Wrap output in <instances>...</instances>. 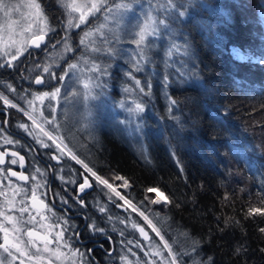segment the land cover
I'll list each match as a JSON object with an SVG mask.
<instances>
[{
  "label": "trees",
  "instance_id": "obj_1",
  "mask_svg": "<svg viewBox=\"0 0 264 264\" xmlns=\"http://www.w3.org/2000/svg\"><path fill=\"white\" fill-rule=\"evenodd\" d=\"M124 1L106 0L83 28L69 35L75 51L95 59L75 45L78 37ZM138 1L137 12L148 7L151 31L138 45L143 21L128 26L136 34L123 43L116 59L107 58L104 86L110 106L118 109L121 90L124 98L128 93L142 105L135 112L137 142L116 127L114 135L105 137L104 148L93 154L100 160L84 156L88 166L118 184L133 205L154 218L179 264H264V216L246 215L249 207L264 206V0ZM40 3L57 27L50 34L62 40L63 9L57 0ZM232 47L260 61H240ZM129 83H136L135 91L130 92ZM94 181L97 187L87 198L89 225L101 228L98 235L113 237L116 254L127 245L133 257L118 216L109 215L111 209L127 213L110 202L109 212L101 211L102 199L109 192L116 195ZM148 188L160 190L167 202L153 203L156 193ZM134 237L141 241L136 231ZM88 262L95 264L89 255Z\"/></svg>",
  "mask_w": 264,
  "mask_h": 264
},
{
  "label": "rangeland",
  "instance_id": "obj_2",
  "mask_svg": "<svg viewBox=\"0 0 264 264\" xmlns=\"http://www.w3.org/2000/svg\"><path fill=\"white\" fill-rule=\"evenodd\" d=\"M0 2L6 5L4 10H0V38H2L3 41H8L9 26H11L13 38L17 40L20 39V32L28 24L33 25L32 32H25V37L30 36L32 33L37 32L40 27H43L39 20L35 19L30 14V10L25 6L28 0H0ZM77 3L84 6L82 8L83 11H87L88 6H90V0H77ZM57 4L63 9L64 15L63 22H61L62 34L64 37L60 41L58 49L59 51H73L75 49L72 46L69 35H71L73 31L83 28V26L89 22V19L94 17L99 11H94L87 16L84 23H79V12H72L70 17V10L63 7L60 0H57ZM104 4H106V0ZM118 5H125L126 7H118ZM138 5H140L138 0L119 2L102 17L100 22L94 23V27H88V30H85L83 35L80 34L76 45L83 46L87 50L88 56H94L95 59H90L87 63L83 64V66L78 63L73 64L76 65V67H72V70L81 73V80L78 82L75 79L73 97L68 101L67 105L63 107V113L58 112L60 116H62L59 117V114L55 110L52 117L49 119L50 123L55 127V131L53 130L51 133L62 150L71 158L75 156L76 159H72L76 162L77 160L82 161V164L84 166L87 165V168L90 167L85 157L87 156L92 159L91 154H93V151L102 150L104 148L105 137L109 134L114 135L117 128L122 136H125L131 142H137V121L135 117V112H139V110H136V104H138L137 99H132L131 95L128 93L125 95L126 98H124L122 94L123 90H121V95L118 97L119 100L117 102L118 109H116L108 104L106 99V88H104V86L107 77L106 74L108 72L106 66L107 58L116 59L117 54H119L123 48V43H129L132 33L136 34V31L128 26H137L136 22L141 20L143 23L140 27L142 28L145 24H148L150 25L149 33L151 31L152 21L148 13V7L144 5V8H142L140 12H137L136 7ZM16 6L19 7L17 8ZM7 7H12L13 10L8 16H5L4 13ZM70 18L73 24L72 27H69ZM47 20L48 26L51 29L47 34H50L54 32L57 27L51 24L48 16ZM76 24H79V27H76ZM141 28H139L138 31L141 30ZM86 33L90 34L86 35ZM132 49H127L129 56L133 61H137L136 55L132 53ZM231 52L233 56L240 61H260V57L242 51L238 47H232ZM82 60L85 61V59H80L79 61ZM100 62H102L103 67L99 66ZM131 77L132 81L136 80L134 76ZM85 85H87V87H85ZM129 85L130 92L135 91L134 88L137 86L136 83H129ZM36 106L39 107V105ZM38 112L41 117L42 110L38 109ZM97 175L103 180H107L108 183L112 185L111 191L109 187L101 183L117 197L121 195L125 200L129 199L121 192L118 184L109 180L107 176ZM88 176L93 179L91 173H89ZM110 177L113 178L114 176L112 175ZM5 189L8 191L7 193L4 192V189L0 188V193H3L0 195V213H3V215H0V225L8 229V236L10 237L11 243L6 246L8 247V251H5L4 247H0V264H21L22 261L23 264H49V261L51 264H89L87 251H84L81 247L72 245L71 239L65 237L59 230L52 229V236L55 238V241L53 244L47 245L48 251H44L45 245L28 239L27 232L22 223L20 201H17L19 198L15 197L11 188L8 187ZM113 189H115V191H113ZM153 192L156 193V200L160 199V203H165L159 195V190ZM117 193H119V195H117ZM108 194L110 195L109 197L116 198V196H113L110 192ZM102 204L101 209H104L105 212H109L107 209L108 201L104 200ZM128 207L130 208V205H128L127 208ZM134 207L137 210L140 209L136 205ZM137 212L139 215H141V213L143 214L141 217L144 219V222L139 221L132 212H128L127 215H117L113 210L109 212V215L113 214L115 217L118 216L120 229L128 234L125 236L126 241L130 242L129 250H131V253H135L132 254L133 257H131V255L127 253L128 247H125L127 245L120 246L118 254L121 263L170 264L172 257L169 255L168 249L164 247V243L167 242V240H162L161 231L155 224L154 218L151 217L149 213ZM5 216L13 217L15 229H19V231L14 229L13 223L5 220ZM153 216H157V214ZM145 217L147 219H145ZM149 221L151 224H149ZM138 223H143L147 226L152 234V239L149 241L135 239V227ZM89 226L92 232H101V228L97 230L94 225ZM153 226L159 231V235H157V231L153 230ZM0 233L2 234L4 231H0ZM120 233L122 232L120 231ZM18 241H22V243H20V249L25 252L24 255H21L15 247L11 246ZM131 244H133L134 247H131L133 246ZM167 244L170 246L179 264V260L175 251L172 249V245L169 242H167ZM135 247L138 248V250L136 249V251H134ZM38 248L40 249L39 252L37 251ZM56 252L60 253L59 257H57ZM156 252H159L160 255H155L154 253ZM30 257L32 258L30 259ZM36 257H40L41 259L37 260ZM139 257H142L144 262H142L143 260L141 259L138 260Z\"/></svg>",
  "mask_w": 264,
  "mask_h": 264
},
{
  "label": "flooded vegetation",
  "instance_id": "obj_3",
  "mask_svg": "<svg viewBox=\"0 0 264 264\" xmlns=\"http://www.w3.org/2000/svg\"><path fill=\"white\" fill-rule=\"evenodd\" d=\"M60 41L59 36L46 34V39L39 48H31L26 44L24 52L16 60L11 58L16 51L14 47L0 50V96L16 105L12 107L0 99V152L7 153L4 163L0 164V188L5 193L8 192L5 188H11L15 197L19 198L17 201H20L21 209H26L22 212L25 231L28 233L36 230L42 234L41 237L35 234L28 236V239L51 245L55 241L52 229H56L71 239L72 245L87 251L95 264H122L119 254H116L117 247L113 237L106 232L98 235L88 229L90 219L86 212L87 198L94 194L91 191L97 187L95 179L89 178L80 163L73 160L60 146L57 147L59 144L51 133L55 131V127L49 119L55 110L63 113V107L73 97L75 79L78 82L81 80V73L74 72L70 65L89 61L84 52L59 51ZM76 58L85 61L75 62ZM45 68L48 69L47 72L44 71ZM37 77L42 79L41 84L35 83ZM57 89L59 92L53 98L51 93ZM43 93L50 95L42 100L37 99ZM38 109L42 110L41 117ZM22 124L25 125L24 128L20 127ZM5 139H10L13 143L6 144ZM13 152L18 155L12 156ZM93 154L92 160L101 159L100 155L96 157ZM20 157L24 158L22 164ZM12 160L17 163L13 164ZM12 172L18 175L12 176ZM19 174L27 179H20ZM85 179L90 186L81 191L80 185ZM102 200L119 207L120 199L108 197ZM124 211L132 212L130 208ZM104 235L100 240H94ZM150 235L152 239V234ZM4 236L5 233H0V244ZM137 236L139 237L138 233ZM93 251L102 255L105 260L98 259Z\"/></svg>",
  "mask_w": 264,
  "mask_h": 264
},
{
  "label": "snow or ice",
  "instance_id": "obj_4",
  "mask_svg": "<svg viewBox=\"0 0 264 264\" xmlns=\"http://www.w3.org/2000/svg\"><path fill=\"white\" fill-rule=\"evenodd\" d=\"M105 0H90V6H88L87 8V11H83L82 8L84 7L83 5H79L77 3V0H60V3L63 5V7H65L66 9H69V16L71 17V13L72 12H79L80 15H79V23H84L86 21V18L89 14H92L94 11H99L101 6L104 4ZM29 10H30V14L37 20H39V22L43 25V27H40L37 32H34L32 33L30 36L28 37H25L24 36V33L25 32H32V27L33 25L32 24H28L21 32H20V39L17 40V39H14L13 36H12V29H11V26H9V37H8V41H3L2 38H0V50H3V49H7V48H15L16 51L15 53L12 54V60H16L18 58V55H21L24 50H25V45L26 44H31L37 48L40 47L41 43L44 42L45 40V36L47 34L48 31H50L51 29L49 28L48 26V20H47V16L43 10V7H42V4L40 3V0H28V3L25 5ZM17 8L19 6H16ZM118 7H126L125 5H118ZM6 8V5L3 3V2H0V10H4ZM13 10L12 7H7V10L5 11V16H8L11 11ZM163 21H161L162 23ZM73 24H72V20L71 18L69 19V27H72ZM76 27H79V24H76L75 25ZM149 27L150 25L148 24H145L144 27L141 28L140 32L137 33L139 39L136 41V43L138 45L142 44L145 40V37L147 34H149ZM90 33H86V35H89ZM83 42V41H82ZM67 47V45H66ZM10 63V62H9ZM70 67H76V65H70ZM45 72L48 71L47 68L44 69ZM36 84H41L42 83V79L37 77L36 81H35ZM137 83H139L137 81ZM85 87H87V85H85ZM59 92V89L56 90V92H53L51 93V96L53 98H55L56 94ZM50 94L49 93H43L42 96H38L37 99H43V97H47L49 96ZM0 99L4 100V103L5 104H9L10 106L12 107H15L16 105L14 104H11V102L6 98V97H3V96H0ZM29 103L31 104L32 102L29 101ZM136 110H139V111H142L143 108H142V105L140 104H136ZM27 114V113H26ZM33 123L35 124V120H33ZM21 128H24L25 125H20ZM37 127H39V125H37ZM40 131L44 132V129L43 128H40ZM45 135L48 136L49 139H52V136L45 132L44 133ZM5 143L6 144H11L13 143L12 140L10 139H5ZM45 147H47V145H45ZM57 147H59V145H57ZM7 155V153H4V152H0V164H3L4 163V157ZM12 156H17L18 154L16 152H13L11 153ZM73 159H76L75 156L72 157ZM23 157H20V162L21 164L23 163ZM13 164L17 163L16 160H12L11 161ZM78 163H83L82 161H79L77 160ZM85 168L89 171V172H92V170L90 168H87V165H85ZM12 176H17L18 174L16 172H12L11 173ZM92 175L96 177L97 181H99L100 183L106 185L107 187L109 188H112V185H110L108 183L107 180H103L101 177L99 176H96V173L95 172H92ZM19 178L20 179H27V177H24L23 174H19ZM116 179H120V180H123L124 178L123 177H116ZM87 186H90L89 183H88V180L85 179L84 183L80 185V189L81 191L84 190L85 187ZM124 186L126 187L127 186V181L125 180L124 181ZM113 191H115V189H113ZM147 192H153V191H158V189H154V188H148L146 190ZM3 193H0V195H2ZM117 195H119V193H117ZM160 197L162 198V200L164 202H167V197H165L163 195V193H160L159 194ZM121 199H124V197H120ZM33 199L35 200L36 199V196H35V193H33ZM227 199V197H226ZM153 203H160L161 200L160 199H157V200H153L152 201ZM42 203V202H41ZM129 204L131 203L130 201L128 202ZM262 205H264V201L261 202ZM133 210L135 211V207H133ZM21 211H26V209H21ZM101 211H104V209H101ZM0 215H3V213H0ZM141 215H143L141 213ZM247 216L251 217V216H255V215H259V216H264V206H260V207H257V206H252V207H249L247 213H246ZM5 220L9 221L10 223H13L14 225V220H13V217L11 216H5L4 217ZM145 219H147L145 217ZM227 223V221H226ZM149 224H151V222L149 221ZM14 229H15V225H14ZM16 231H19V229H15ZM153 230L154 231H157L155 229V227L153 226ZM0 231H4L5 233V237H4V240H5V245H9V238H8V229L4 228L3 225H0ZM102 231V230H100ZM141 233L145 236V239H148L147 237V234L143 232V229H140ZM260 231L262 233H264V228H261ZM28 236H33L34 234L29 231L27 233ZM157 235H159V231H157ZM43 239V238H42ZM163 239V238H162ZM20 243H22V241H18L14 244H12L11 246L12 247H15L17 249V251H19L21 253V255H24L25 252L22 251L20 249ZM5 245H0V247H4V250L5 251H8V247H6ZM164 247L166 249H168L169 251V255L172 257L171 259V262L170 264H178V261L176 260V257L175 255H173L172 251H171V248L170 246L167 244V242L164 243ZM49 249L47 248V244H45V248H44V251H48ZM37 251L39 252L40 249L38 248ZM192 251L194 252L195 251V248L192 249ZM237 251H239V249H237ZM262 251H264V249H262ZM11 254V253H9ZM155 255H160L159 252H156L154 253ZM56 255L57 257L60 256V253L59 252H56ZM32 257H30L31 259ZM37 260L41 259L40 257H36ZM211 259V258H209ZM21 264H23V261L21 262ZM49 264H51V262L49 261Z\"/></svg>",
  "mask_w": 264,
  "mask_h": 264
},
{
  "label": "water",
  "instance_id": "obj_5",
  "mask_svg": "<svg viewBox=\"0 0 264 264\" xmlns=\"http://www.w3.org/2000/svg\"><path fill=\"white\" fill-rule=\"evenodd\" d=\"M45 39H46V36H45ZM29 45H30L31 48H37V47H35V46L31 45V44H29ZM80 164H81V166L85 169V171L89 174V172H88V170L85 168V166H84L82 163H80ZM92 177L96 179L95 176H92ZM110 190H111V188H110ZM111 191H112V190H111ZM120 197H121V195H119V198H120ZM122 197H123V196H122ZM120 199H121V198H120ZM121 200H122V202L119 203L120 207L123 208V209H126L127 206L129 205L128 202L125 200V198H124V199H121ZM131 208L133 209V207H131ZM140 229H143V232L147 234V237H148V239H149V238H150V235H149V233H148V229H147L143 224L138 223V224L136 225V230H137L138 234H139L142 238L145 239V236L141 233ZM30 231H31L33 234H35L36 236H40V237L42 236V234H41L40 232L36 231V230H30ZM4 237H5V236H4ZM102 237H105V235H104V236L97 237V238H95L94 240H100ZM8 238H9V245H10L11 240H10V237H9V236H8ZM2 245H5V240H4V239H3V241H2ZM5 246H8V245H5ZM92 257H93V259L97 260V258H96L94 255H92Z\"/></svg>",
  "mask_w": 264,
  "mask_h": 264
},
{
  "label": "bare ground",
  "instance_id": "obj_6",
  "mask_svg": "<svg viewBox=\"0 0 264 264\" xmlns=\"http://www.w3.org/2000/svg\"><path fill=\"white\" fill-rule=\"evenodd\" d=\"M76 40V39H75ZM74 41V40H73ZM77 43V42H76ZM76 45V44H75ZM80 66V65H79ZM83 66V65H82ZM89 172V171H88ZM93 172V171H92ZM92 172H89V173H91L92 174ZM96 176H98L97 174H96ZM159 193H161V191L159 190ZM127 200V202H129L130 200H128V199H126ZM120 201L122 202V200L120 199ZM131 202V201H130ZM130 205V208L131 207H134L135 205H133L132 203H130L129 204ZM119 207H120V205H119ZM121 208V207H120ZM129 208V207H128ZM121 209H123V208H121ZM136 209V208H135ZM124 210V209H123ZM131 211H134L133 209H130ZM136 211H139V212H143L142 210H137L136 209ZM147 213V212H146ZM148 214V213H147ZM141 224H143V223H141ZM144 225V224H143ZM145 226V225H144ZM146 228H147V226H145ZM136 229V228H135ZM148 229V228H147ZM137 231V230H136ZM138 233V232H137ZM148 233H149V235H150V231L148 230ZM139 235V234H138ZM161 237L163 238V236L161 235ZM139 238L141 239V240H145V241H149L150 239H151V235H150V238L149 239H144V238H142L140 235H139ZM162 240H165L164 238L162 239Z\"/></svg>",
  "mask_w": 264,
  "mask_h": 264
}]
</instances>
